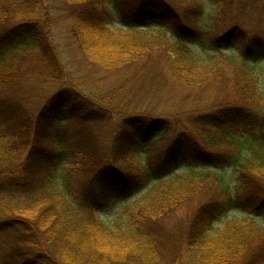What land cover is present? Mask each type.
Instances as JSON below:
<instances>
[{
    "label": "trees",
    "instance_id": "1",
    "mask_svg": "<svg viewBox=\"0 0 264 264\" xmlns=\"http://www.w3.org/2000/svg\"><path fill=\"white\" fill-rule=\"evenodd\" d=\"M50 4V0H0V81L22 54L40 52L47 62L39 71V81L58 82L64 50L62 42L56 43L61 51L52 43L55 36L67 39L66 34L84 63L102 70L103 79L116 77V84L106 94L89 91L88 80L94 73L80 68L77 78L70 80L74 85L62 84L35 120L26 107L0 110V231L15 237L12 264H84L86 260L156 264L164 258L155 226L195 197L204 199L208 189L212 198L191 209L180 253L171 261L264 264V0H56ZM206 4L217 20L209 17ZM231 11L252 16L248 29L239 19L224 17ZM63 20L64 33L54 34ZM225 20L230 22L214 39L230 38L233 44L225 50L207 46L211 29ZM162 69L177 86L187 89L211 78L229 84L234 98L221 105L216 98L220 94L211 93L188 108L173 100L170 112L152 104L153 96L137 98L133 85L146 78L160 86L157 77ZM112 118L118 122L107 126ZM75 120L105 126L110 147L99 162L90 163L93 149L74 133ZM28 126L33 127L32 136ZM31 137L48 145L33 165L21 167L15 160L31 150ZM160 144H165L161 152L150 155ZM80 158L95 170L91 181H97L75 202L73 194L66 196L67 186L65 191L54 188L60 166ZM129 160L135 162L138 174L123 165ZM241 210L243 219L237 217ZM134 217L139 219L131 227ZM85 245L89 259L83 258Z\"/></svg>",
    "mask_w": 264,
    "mask_h": 264
},
{
    "label": "rangeland",
    "instance_id": "2",
    "mask_svg": "<svg viewBox=\"0 0 264 264\" xmlns=\"http://www.w3.org/2000/svg\"><path fill=\"white\" fill-rule=\"evenodd\" d=\"M50 1H51L50 5L53 6L52 1H56V0H50ZM205 9L210 14L209 17L213 16L217 20V16L213 13L210 5L206 4ZM112 14L114 15L116 20L120 19V15L118 14L117 11L112 10ZM258 14L259 13H256L255 16L259 21L261 20V18ZM57 16H61V15L57 13ZM224 17L225 18L232 17L239 19V22L245 26L244 27L245 29H248L249 25H251L249 23L252 16L243 14L241 12L240 14H237L236 11L226 12L224 13ZM229 22L230 20L229 21L225 20L221 25H218L214 29L213 28L211 29L210 32L212 34L211 38H207L205 41L207 46L209 47L222 46L220 48L224 50L226 49V47L230 48L229 46L233 44V40L231 41L230 38L224 39V41L214 39L222 30V28ZM66 24L67 23H65V20L59 21L55 27L54 34L60 35L64 33ZM261 29L264 30L263 27H261ZM161 34L164 35V31H161ZM63 36L66 37L67 39L64 40L63 37L55 36V38L57 39L55 40L54 38L53 39L54 43H52V45L56 48L57 51H61V48H59V46L56 43L62 42L63 44L62 49L64 51L63 54L61 55V62L63 66L58 67L63 74L62 78L58 82H51V83H48L46 81L40 82L39 80L42 79H40L38 75H39V71L43 69L42 65L46 64L47 62L46 58L40 55V52H34L31 55L22 54L23 58L20 59L17 66L9 69L8 75L5 78H3L5 82L0 81V110L6 108V111H8L9 108L15 109L16 107L19 106L26 107L31 111H33V120H35L37 112L43 106V104H45L46 99L55 91L60 89L62 84H64L66 87H71L74 85L71 83L70 80H73V78H77L78 74L76 71H80L81 70L80 68H82L87 73H94L91 77H89L90 80H88V82H90L89 91L96 89V91L104 93L107 90H109L110 86H114L116 84V77L112 76L109 77L108 79L105 78L103 79L102 75L104 74L102 70L95 68L93 65L89 66L88 63L85 64L84 63L85 61L82 60V57L79 54V52L77 53L75 47H72L73 45L70 43L71 39L70 38L68 39L66 34ZM235 42L237 43L236 40ZM68 45L70 46V48ZM240 45H244V43H241ZM159 56L160 55L157 54L156 57L158 58ZM163 61L165 62V58L161 57V62L163 63ZM72 64L74 65V67H76L75 70H72L73 69V67L71 66ZM64 75L66 76L64 77ZM158 75L159 77H157V79H159L158 82L160 86H155V85L153 86L152 83L147 82L146 78L144 81L140 79L136 84L133 85V88L135 90L134 94L136 93L137 98H141L142 101L147 99H152L150 97L153 96L152 104L159 103V106L163 107V110H167V112H170L169 103L170 102L173 103V100H177V102L183 103V106H186L188 108L190 104L193 103L194 101H197L198 103H202L206 97L210 96L211 93L220 94L219 95L220 97H216V98L220 99L219 104L221 105H224L225 103H229L234 98L231 86L229 84L221 85L218 81L212 80L213 78H211L206 84L198 88L187 89L181 86H177L176 82L170 79L166 69H162V71L158 73ZM8 84L13 85V87L9 88ZM220 86H223L224 88H220ZM33 88L35 89L33 90ZM144 97L147 99H144ZM11 120H13V118H11ZM116 122H118V118H112L108 122L107 126H112ZM73 124L75 125L74 133L75 134L78 133L79 136L84 137L87 147L93 149L90 154L91 156L90 163L92 162V160L99 162L101 158L106 156V153L108 152L110 147L109 135L108 133L105 132L104 129L105 126L103 125V123L96 121L83 123V122H77L75 120ZM27 128L29 131V135L32 136L33 127L28 126ZM30 141L31 143L28 144V148L30 147L31 150L25 152L24 154H21L19 158H16L15 160V163L20 164L21 167L22 165L25 164L33 165L37 159L38 153H40V150L42 152L43 149H45L48 145L46 141L35 142L33 137L30 138ZM164 146L165 144H160L159 146H157L158 148H153L149 152L150 155L152 156L158 155L161 152L160 147H164ZM144 155H145L144 153H141L140 157H144ZM134 164L135 162L131 160L123 161V165L127 168V171L136 175L138 174V171H134L133 169ZM89 165L92 166V164ZM59 169H60L59 180L56 183L57 186H55L54 190L65 191L68 190L65 187L67 186L69 190L67 192L65 191V193H67L66 196L68 197L69 194H73L75 202L81 201L82 193L86 192V187L89 184H91L92 186H96L97 179L96 178L94 179L96 180L95 182L93 180L91 181L92 176L95 174L94 172L95 170H91L87 165L86 161H84V159L80 158L76 160L72 159L66 161L63 165L60 166ZM122 171L124 172V170ZM208 190L209 191L205 193L204 199H202L200 196L195 197L193 200L185 203L183 206H181L177 211H175L171 215L169 214L167 217L163 218L164 220L161 221L160 224L155 226V232L160 241L159 248L164 258L161 259L156 264H174V262H172L171 259L174 256H176L178 253H180L179 252L181 246L180 243L184 237L183 234L187 232L188 214L190 213L194 205L198 203L200 200L208 201L212 198V193L210 192V189ZM69 191L72 193H70ZM123 206H126V204ZM58 207H61V205H58ZM100 211H102L104 215L109 214L108 210H106V212H104L105 209H102ZM111 215L112 213L110 212V216ZM237 217L240 219L245 218L246 216L244 214V211L242 210L239 211V213H237ZM138 219L139 218H135V217L133 218V224H131V227L133 225L136 226V222L138 221ZM8 233L9 232L0 231V264H12L13 262V257H14L13 254L15 253L16 250V248L13 247L15 237H13V234L9 235ZM82 251H83V258L89 259L90 252L87 245L83 247ZM185 256L186 255H183L182 257ZM83 263L89 264L87 260L86 262L83 261ZM93 264H99V263H93ZM127 264H140V263L128 262ZM175 264H181V261L175 260Z\"/></svg>",
    "mask_w": 264,
    "mask_h": 264
}]
</instances>
